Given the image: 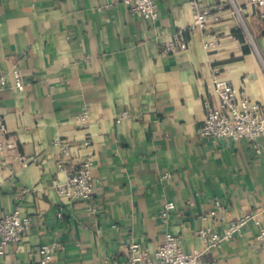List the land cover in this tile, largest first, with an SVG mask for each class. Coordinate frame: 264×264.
I'll return each instance as SVG.
<instances>
[{
	"label": "crops",
	"instance_id": "obj_1",
	"mask_svg": "<svg viewBox=\"0 0 264 264\" xmlns=\"http://www.w3.org/2000/svg\"><path fill=\"white\" fill-rule=\"evenodd\" d=\"M155 1L158 17L148 22L118 0H0V69H17L24 83L0 96L14 143L0 160V216L18 209L33 222L0 264H43L37 248L52 241L62 249L48 264L121 262L130 244L152 253L167 234L187 253L203 251L199 229L222 234L252 214L238 237L199 261L264 264L255 240L257 223L264 228V137L256 153L245 141L199 135L204 99L215 106V74L264 106L258 10L245 0H194L219 17L199 31L190 29V0ZM178 32L186 49L167 52ZM59 140L76 147L74 160H93L90 208L54 188L66 175L56 168ZM18 157L35 162L23 167ZM168 204L175 209L162 217Z\"/></svg>",
	"mask_w": 264,
	"mask_h": 264
},
{
	"label": "built area",
	"instance_id": "obj_2",
	"mask_svg": "<svg viewBox=\"0 0 264 264\" xmlns=\"http://www.w3.org/2000/svg\"><path fill=\"white\" fill-rule=\"evenodd\" d=\"M127 7L130 12L142 19L153 22L157 19V5L155 0H118ZM247 6L257 8V18L264 27V0H245ZM188 6L193 12L194 23L191 30L204 31L209 26L210 21H219L217 14L211 13L209 9H202L196 1H188ZM186 43L182 38V33L175 34L166 44L167 52L184 51ZM15 89L23 91L24 83L20 72L13 69L9 74L0 69V96L1 93ZM211 94L215 98V106H211L204 99V120L199 130L201 138L212 141L231 140L233 142L245 141L256 153L259 140L264 137V106L252 102L244 91H240L228 81L214 75L211 80ZM127 116L123 113L120 119ZM87 116L82 117L86 121ZM7 128L4 117L0 114V160L5 153L14 148V143L10 138H6ZM59 149L56 160V168L66 173L64 181L55 182L54 188L57 194L70 203H83L89 208L93 204V193L95 179L92 174L93 160L87 157L83 160H74L76 147L66 141H56L54 143ZM84 146L89 145V141L84 142ZM18 163L27 167L35 160H28L25 157H18ZM173 204H168L165 211L161 213L166 217L167 213L174 210ZM221 205L216 202L215 210L210 212V216L218 217L221 212ZM264 212V203L260 209ZM61 217V213L58 214ZM256 216L244 215L237 221L232 222L222 234H212L209 229H199L197 236L204 244V250H195L192 253L184 251L183 240L178 235L167 234L164 242L152 253L148 252L137 243L130 244L125 251V259L113 264H201L200 257L208 250L218 248L224 241L233 240L238 237L243 227ZM205 219V217L203 218ZM257 223V222H256ZM33 226L32 219L22 216L18 209L10 211L0 216V260L5 254L9 245L21 241L23 235ZM258 231L255 240L258 248L264 250V228L257 223ZM62 249L58 241L43 243L37 248V254L43 264H48L53 260L54 254Z\"/></svg>",
	"mask_w": 264,
	"mask_h": 264
}]
</instances>
